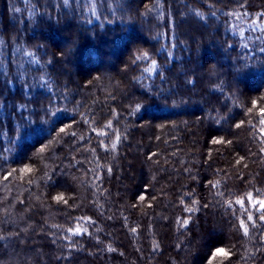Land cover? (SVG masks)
Listing matches in <instances>:
<instances>
[{"label":"trees","instance_id":"1","mask_svg":"<svg viewBox=\"0 0 264 264\" xmlns=\"http://www.w3.org/2000/svg\"><path fill=\"white\" fill-rule=\"evenodd\" d=\"M0 264H264V0H0Z\"/></svg>","mask_w":264,"mask_h":264}]
</instances>
